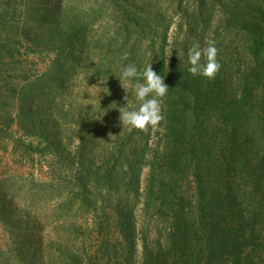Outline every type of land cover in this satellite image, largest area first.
Segmentation results:
<instances>
[{
	"label": "trees",
	"instance_id": "obj_1",
	"mask_svg": "<svg viewBox=\"0 0 264 264\" xmlns=\"http://www.w3.org/2000/svg\"><path fill=\"white\" fill-rule=\"evenodd\" d=\"M20 1L25 17L0 50L13 59L18 45L48 63L18 91L17 122L35 143L16 139L12 152L49 156L32 201L58 200L51 217L62 231L52 227L45 249L21 239L19 264H264V199L253 204L264 195V0H93L85 12L66 0ZM105 19L111 27L94 37ZM209 42L221 64L212 80L188 71L189 48ZM128 63H152L169 87L163 119L147 132L111 120L135 95L118 79ZM79 82L95 84L106 117L59 108ZM96 125L110 146H99ZM11 197L1 193L7 222ZM22 215L38 230L48 220Z\"/></svg>",
	"mask_w": 264,
	"mask_h": 264
},
{
	"label": "rangeland",
	"instance_id": "obj_2",
	"mask_svg": "<svg viewBox=\"0 0 264 264\" xmlns=\"http://www.w3.org/2000/svg\"><path fill=\"white\" fill-rule=\"evenodd\" d=\"M66 1L73 10L77 9L81 12L87 11L93 4V0ZM24 2L26 3V1L10 0L9 3L11 5L8 6L7 0H0V14L4 15L3 20L8 27H11L8 28V31L0 29V42L4 41V38L7 36L14 37L17 27L21 25L25 17ZM221 18L222 13L217 12L213 27L222 25ZM108 24L106 19L102 20L94 27L93 36L98 37L104 33L106 29L111 27ZM171 36L172 32L169 33V38ZM9 53L10 50H0V209L2 207L1 193L3 191L12 192V208L15 215L7 222L3 217L4 214L0 212V264H19L21 258L28 256L19 252L21 239L26 240L28 243L30 242L31 245L36 241H40L45 249L49 241L48 235H50V232L52 233V227L55 226L58 231H62V228L59 226L60 224L54 225L53 222L55 220L51 217L53 216V210L58 206V200L56 201L53 198L50 201L40 200L35 203L32 201L34 199L33 196H37L36 188L33 186L48 180L49 156L36 154L33 162H31L28 159H22L18 153L12 152L13 141L16 139L23 140L25 144L35 141L26 136L25 132L18 125V91L29 81H34L46 69L48 58H39L34 54L26 55L24 50L18 45L16 46V50L13 51V59L9 57ZM234 58L236 59L237 57L235 56ZM243 63L242 56H239L236 59L237 67H242ZM77 85L79 87L75 92L59 103V108L63 110L70 108L76 110L80 108L87 110L89 114L95 113L98 117H106L104 115L103 99L100 97L95 84L83 85L79 82ZM139 106L140 101L133 95L132 102H130V105L126 109H120L119 107L114 109L111 120L117 119L121 121L120 111L138 110ZM113 128H115L114 125ZM94 129L99 146H110L113 141L110 131L102 129L99 125H96ZM151 144L152 141L150 140L149 145ZM146 175L147 168H144L141 175V187L144 186ZM262 199H264V195L257 194L253 200V204L262 201ZM140 209H142L141 203L136 206L135 222L137 226L144 227L150 224V219ZM23 211H25L26 216L30 219L31 217H37V221H40L39 223L42 222L41 219L47 218L48 220L42 222V229H35L36 224L30 222L27 218H22ZM153 240H155L153 235H150L149 241Z\"/></svg>",
	"mask_w": 264,
	"mask_h": 264
},
{
	"label": "clouds",
	"instance_id": "obj_3",
	"mask_svg": "<svg viewBox=\"0 0 264 264\" xmlns=\"http://www.w3.org/2000/svg\"><path fill=\"white\" fill-rule=\"evenodd\" d=\"M217 54L218 49L214 42H209L205 49H201L198 44L192 45L188 51L190 64L188 71L193 76L202 75L209 80L214 79L221 68ZM202 56L206 59V63L202 62ZM165 64L168 65V61H165ZM118 79L126 93L127 86L131 84L136 99L140 101L138 110H119L122 125L145 132L151 127L158 126L163 119L159 98H163L169 91V87L164 83V76L153 70L152 63L142 71L135 63H128L121 66ZM125 100L128 103V95L125 96ZM122 108L126 109V106Z\"/></svg>",
	"mask_w": 264,
	"mask_h": 264
}]
</instances>
